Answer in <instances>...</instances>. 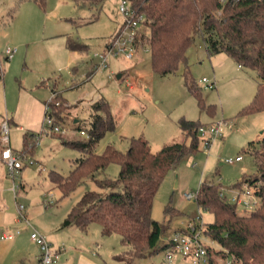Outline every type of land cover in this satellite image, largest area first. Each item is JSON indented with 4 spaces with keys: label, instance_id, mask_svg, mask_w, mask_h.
<instances>
[{
    "label": "rangeland",
    "instance_id": "1",
    "mask_svg": "<svg viewBox=\"0 0 264 264\" xmlns=\"http://www.w3.org/2000/svg\"><path fill=\"white\" fill-rule=\"evenodd\" d=\"M121 21L118 0H104L98 9L79 7L74 0H44L43 5L34 0H0V121L3 118L13 121L9 122L8 147L15 152L23 148V134L37 135L32 156L24 158L22 169L13 179L0 161V230L5 226L20 230L14 240L0 242V264H18L25 253L39 256V249L28 238L31 227L36 225L43 229L41 234L46 242L53 247L58 243L63 248L57 264L66 259L65 264H123L128 258L119 237L102 236L97 224H91L86 232L59 228L84 192L99 191L94 182L84 180L61 198L48 178L49 172L66 176L74 168L81 154L63 146L57 136L85 140L80 130L89 128L91 106L97 101L103 100L109 105L115 128L95 145V154H101L107 145L125 152L129 140L138 137L148 142L151 152L164 144L183 142L184 136L177 124L180 118L202 123L222 122V137L214 139L208 148L200 143L196 154L185 157L166 173L155 194L153 220L162 222L167 206L183 213V217L172 220L167 237L193 218L200 217L204 227L212 221L209 212L184 198L185 193H195L202 182L229 189L243 173H255L253 157L243 149L264 131V112L238 115L256 92L255 72L238 67L223 53L207 57L199 37L188 49L186 63L174 75L162 76L151 71L145 37L132 59L110 57L106 69L94 72L93 64L97 60L93 54L102 51ZM141 31L146 38L149 36L147 28ZM66 36L86 45L88 53L69 52ZM6 49H15L10 60L4 58ZM185 67L204 102L215 106L213 118L198 107L194 96L184 87L181 73ZM118 74H124L123 78L117 80ZM202 77L214 80L215 88H204L199 83ZM127 83L136 85L133 94H129ZM53 92L62 96L68 114L63 132L44 134L41 132L45 105ZM238 155L242 161L225 162ZM118 171V166L112 164L102 176L114 179ZM19 204L24 206L23 214L31 226L27 236L22 233L25 223L18 219ZM238 212L243 213L240 209ZM15 220L22 224L15 225ZM203 242L218 250L207 237H203ZM90 252H95V256ZM176 259L175 264H191L179 256ZM228 261L231 260L213 255V264H228ZM164 262L165 249H162L152 256L136 259L134 264Z\"/></svg>",
    "mask_w": 264,
    "mask_h": 264
},
{
    "label": "trees",
    "instance_id": "2",
    "mask_svg": "<svg viewBox=\"0 0 264 264\" xmlns=\"http://www.w3.org/2000/svg\"><path fill=\"white\" fill-rule=\"evenodd\" d=\"M41 5L44 0H34ZM104 0H74L79 6L98 9ZM136 15H143L144 28L137 47L145 37L150 55V69L158 75H174L186 63V53L199 37L207 57L223 53L238 67L254 71L258 79L251 101L238 115L249 116L264 112V0H129ZM66 47L71 52L88 53L86 45L66 36ZM93 72L91 73V75ZM186 90L196 99L198 107L209 117L215 115V106L206 104L199 88L185 67L181 73ZM214 81V80H213ZM64 99L53 92L47 102L54 125L61 127L66 120ZM178 127L184 141L164 144L151 152L142 137L131 138L125 152L107 145L101 154L93 149L106 133L115 128L109 105L97 101L91 106L90 124L85 140L60 138L65 147L78 150L74 168L66 176L49 172L50 182L63 198L84 180L94 182L99 191H86L71 207L61 228L75 227L86 232L91 224L100 226L103 236L117 235L126 248L128 258L123 264H134L165 249L167 231L172 220L183 217L179 210L164 208V220L152 219L153 200L166 173L182 159L198 151L199 129L211 123L180 118ZM57 134V133H52ZM37 141L34 133L23 134V148L18 153L24 160L32 156ZM243 152L253 157L255 173L242 174L241 179L224 189L220 184L202 182L195 192L197 207L209 212L212 221L205 224L203 236L214 242L218 250L205 245L208 264L213 255L231 260V264H264V133L257 141L247 143ZM112 164L118 166L116 178L102 176ZM246 184L257 197L258 207L251 211L240 209L229 201L232 189ZM224 193V196H221ZM238 209L243 213H239ZM192 221V220H191ZM176 231V230H175ZM174 232V231H173Z\"/></svg>",
    "mask_w": 264,
    "mask_h": 264
},
{
    "label": "built area",
    "instance_id": "3",
    "mask_svg": "<svg viewBox=\"0 0 264 264\" xmlns=\"http://www.w3.org/2000/svg\"><path fill=\"white\" fill-rule=\"evenodd\" d=\"M118 12L121 15V24L116 33L109 39L105 47L100 53H94L93 57L97 60L93 64L95 71L104 70L108 66V59L110 57H124L125 59H132L136 54L138 37L141 34V28L144 27L143 15H136L135 11L131 8L129 0H118ZM15 53V49H6L4 58L10 60ZM92 69V70H93ZM199 83H203L204 88L214 89L215 82L213 80L202 77ZM127 87L132 89V84L127 83ZM49 111V107L45 105V112ZM222 122L211 123L202 126L199 129V138L203 148H208L210 143L217 138L222 137L223 134ZM64 129L54 125L53 120L46 116L44 120V128L41 133H61ZM84 135L83 132H80ZM37 143V142H36ZM35 143V144H36ZM9 145V121L4 118L0 122V161L4 164L6 172L13 179L19 174L23 167V159L18 152L13 151L8 147ZM242 160V156L238 155L234 159H226L228 164L236 163ZM31 163V162H30ZM13 191L16 189L13 186ZM229 201L236 204L240 209L251 211L258 207L259 201L254 195L253 191L243 184L241 189H232ZM52 195H50L51 197ZM184 198L188 201L194 200L195 193H185ZM224 196V193H221ZM24 206L17 205L18 219L23 221L27 227H31L28 219L23 214ZM204 224L201 222L200 217L194 218L183 229H178L171 233L165 240V262L164 264H174L175 257L179 256L183 260H188L191 264H208V253L203 242ZM20 232L15 231H2L0 233V241L12 240ZM30 240L39 249L38 264H57L63 252V248L53 247L50 243L46 242L44 236L32 228L29 233ZM231 264V261H228Z\"/></svg>",
    "mask_w": 264,
    "mask_h": 264
},
{
    "label": "crops",
    "instance_id": "4",
    "mask_svg": "<svg viewBox=\"0 0 264 264\" xmlns=\"http://www.w3.org/2000/svg\"><path fill=\"white\" fill-rule=\"evenodd\" d=\"M120 26V25H119ZM65 46H66V43H65ZM105 47V46H104ZM103 47V48H104ZM66 49H67V47H66ZM68 50V49H67ZM69 51V50H68ZM69 52H71V51H69ZM73 53V52H72ZM74 53H77V52H74ZM87 54V53H86ZM121 75V77L123 78V75L124 74H120ZM128 90H129V94H133V92L135 91V89H136V85H134V84H132V89H129V88H127ZM4 119V118H3ZM2 119V120H3ZM1 120V121H2ZM0 121V122H1ZM9 121V120H8ZM9 122H13V121H9ZM263 133H264V131H261L260 132V134H259V136H257V138L256 139H254V140H250V141H257V140H259L260 138H261V136L263 135ZM81 135V134H80ZM250 141H248V142H250ZM247 142V143H248ZM247 145V144H246ZM242 161V160H241ZM240 162V161H239ZM243 174H245V173H243ZM231 186V185H230ZM194 219V218H193ZM192 219V220H193ZM189 221H191V220H189ZM188 221V222H189ZM188 222L187 223H183V224H180V228L179 229H183L187 224H188ZM14 224L15 225H18V224H22V222H19L18 220H15L14 221ZM22 233H23V235H26L27 236V231H28V227L26 226V225H22ZM31 228H33V227H31ZM59 228L60 229H65V228H61L60 226H59ZM67 228H72V229H77V228H75V227H67ZM33 229H35V230H37L40 234L41 233H43V229L39 226V225H36V226H34V228ZM15 231V230H19V229H9L8 228V226H5V228L3 229V230H0V233L2 232V231ZM20 231V230H19ZM29 233V232H28ZM20 234V233H19ZM18 234V235H19ZM18 235H16V236H18ZM42 235V234H41ZM16 236L12 239V240H14L15 238H16ZM103 236V235H102ZM28 238H29V234H28ZM30 239V238H29ZM12 240H8V241H12ZM8 241H0V242H8ZM33 243V242H32ZM35 245V244H34ZM56 245V248L57 247H59V244L58 243H56L55 244ZM35 247H37L36 245H35ZM55 247V246H54ZM87 247H89V246H87ZM38 248V247H37ZM91 253V256H95V252H90ZM175 259H176V257H175ZM65 260V259H64ZM177 260V259H176ZM38 261H39V256H38V253H36L35 255H28V254H24L23 255V257L21 258V259H19V263L18 264H38ZM175 261V260H174ZM67 262V259H66V261L64 262L63 261V263H61V264H65ZM92 263V262H91ZM92 264H95V263H92ZM98 264V263H97ZM105 264V263H104ZM174 264H175V262H174Z\"/></svg>",
    "mask_w": 264,
    "mask_h": 264
},
{
    "label": "water",
    "instance_id": "5",
    "mask_svg": "<svg viewBox=\"0 0 264 264\" xmlns=\"http://www.w3.org/2000/svg\"><path fill=\"white\" fill-rule=\"evenodd\" d=\"M120 77H121V75H120V74L116 75V79H117V80H119V79H120Z\"/></svg>",
    "mask_w": 264,
    "mask_h": 264
}]
</instances>
